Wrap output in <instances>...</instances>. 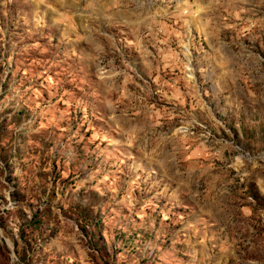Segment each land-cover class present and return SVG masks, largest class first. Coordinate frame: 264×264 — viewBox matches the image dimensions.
Returning <instances> with one entry per match:
<instances>
[{
    "label": "rangeland",
    "instance_id": "obj_1",
    "mask_svg": "<svg viewBox=\"0 0 264 264\" xmlns=\"http://www.w3.org/2000/svg\"><path fill=\"white\" fill-rule=\"evenodd\" d=\"M0 264H264V0H0Z\"/></svg>",
    "mask_w": 264,
    "mask_h": 264
}]
</instances>
